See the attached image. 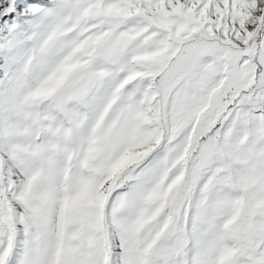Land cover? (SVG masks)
I'll use <instances>...</instances> for the list:
<instances>
[{
  "label": "snow or ice",
  "instance_id": "6c2138e0",
  "mask_svg": "<svg viewBox=\"0 0 264 264\" xmlns=\"http://www.w3.org/2000/svg\"><path fill=\"white\" fill-rule=\"evenodd\" d=\"M0 264H264V0H0Z\"/></svg>",
  "mask_w": 264,
  "mask_h": 264
}]
</instances>
